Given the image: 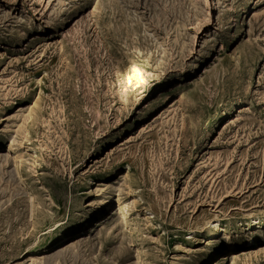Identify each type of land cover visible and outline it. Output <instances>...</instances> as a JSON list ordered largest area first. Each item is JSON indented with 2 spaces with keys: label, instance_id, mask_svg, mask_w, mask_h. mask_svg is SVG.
I'll use <instances>...</instances> for the list:
<instances>
[{
  "label": "rangeland",
  "instance_id": "1",
  "mask_svg": "<svg viewBox=\"0 0 264 264\" xmlns=\"http://www.w3.org/2000/svg\"><path fill=\"white\" fill-rule=\"evenodd\" d=\"M0 148V264H264V0H0Z\"/></svg>",
  "mask_w": 264,
  "mask_h": 264
},
{
  "label": "bare ground",
  "instance_id": "2",
  "mask_svg": "<svg viewBox=\"0 0 264 264\" xmlns=\"http://www.w3.org/2000/svg\"><path fill=\"white\" fill-rule=\"evenodd\" d=\"M245 10H246L245 12L249 11V5L245 6ZM197 65H198L197 62H193L191 64V66L189 67V69H188V74H193L195 72V70H196ZM162 95H163V93H162ZM151 98H153V97H151ZM159 98L160 97H157L147 107H145L144 109L140 110L139 113L137 114L136 118L137 119H142L146 115V113H148V111L153 109L154 105L159 102L158 101ZM241 104L242 103H236V104L232 105L230 111H232V109L235 106H237V105L241 106ZM218 121L216 123H218ZM6 153L4 154L5 156L8 155ZM2 155H3V151L0 148V156H2ZM8 157H7V159H8ZM15 158H18V157L15 156ZM2 160H3V158H2ZM17 165L18 166L21 165V160L19 162H17ZM0 173H1V171H0ZM2 175H3V173H2ZM128 175H129V172H125L124 174H122L121 177L122 178H126ZM30 198H31V202L33 204V202L35 200V194L33 192L30 193ZM109 205H110V197L103 199L101 208L97 212L96 226L104 227L106 229H108V228L110 229V227H108V225L106 223L107 222L106 210L109 209ZM118 211H119L121 219H123V221L126 222L127 221V216H128L127 215L128 209L126 208V206H119V210ZM88 221H89V212H86L85 214L82 215V217L78 218L76 221H73V222L69 223L66 227H64L63 233L61 232L59 237L61 239L64 238L65 237V233H69V232L73 231L79 225L83 226L84 224H87ZM207 223L212 225V229H210L208 231V233L205 236L202 237L203 239H202L201 242L204 245L198 249V251H197V253L195 255H193L188 261H184L182 264H201L204 261L209 259L210 252H225V251L229 252V254H230L229 258L233 261V260H235V257L237 256V251L236 250H237V248L240 245L246 244V243H248V244L250 243L251 244L254 241L255 236L257 235V231H256V228H254V226L255 227L259 226L260 227V225H262L261 221L257 220V217H252L251 219L246 220L244 223H241L242 225L247 226L246 229L238 230V231H235L233 234H231L230 231H228V229H222L223 227L218 222V219L209 220ZM222 230H224V239L223 240H218L216 242V238L219 235L220 231H222ZM67 251H68V249H67ZM34 260H35V258H34L33 255H28L27 259H25L24 261H22L20 263L21 264H23V263L31 264V263L34 262ZM42 261H44V260H42ZM46 261L47 260H45V262ZM137 261H138V264H143V258H142V255H141V253L139 251L137 252Z\"/></svg>",
  "mask_w": 264,
  "mask_h": 264
}]
</instances>
